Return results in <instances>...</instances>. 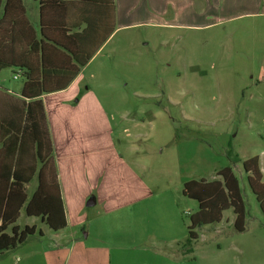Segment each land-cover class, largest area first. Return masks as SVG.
Returning a JSON list of instances; mask_svg holds the SVG:
<instances>
[{
	"label": "rangeland",
	"instance_id": "obj_1",
	"mask_svg": "<svg viewBox=\"0 0 264 264\" xmlns=\"http://www.w3.org/2000/svg\"><path fill=\"white\" fill-rule=\"evenodd\" d=\"M205 7L200 0H142L93 57L77 98L91 91L114 117L126 160L136 165L142 158L147 174L162 172L169 149L179 152L184 172L197 179H216L213 168L230 166L246 206L245 230L234 228L228 209L220 222L195 229L188 258L192 264H264L262 213L241 162L232 164L227 156L231 150L242 161L264 150V82H256L264 20H221L216 0ZM13 76L5 71L4 87L18 92L23 79ZM131 143L139 153L125 150ZM191 203L186 208L196 210V201ZM38 219L21 210L16 223L40 225Z\"/></svg>",
	"mask_w": 264,
	"mask_h": 264
},
{
	"label": "crops",
	"instance_id": "obj_2",
	"mask_svg": "<svg viewBox=\"0 0 264 264\" xmlns=\"http://www.w3.org/2000/svg\"><path fill=\"white\" fill-rule=\"evenodd\" d=\"M6 1L0 0V63L16 61L22 52H28L32 32L28 31L27 20L36 30V39L54 37L61 43V38L74 35L79 41L76 51L95 56L142 0H22L24 17L14 4L7 11ZM200 2L207 7L212 0ZM216 2L223 11L221 20H264V0ZM42 5L47 6L43 21ZM18 38L26 43L24 50L19 48ZM93 57L65 89L40 97L66 225L53 231L33 217L40 225H26H34L37 231L16 249L1 253L0 264H192L188 255L194 250L187 253L183 246L187 239L185 216L196 212L198 204L196 210L186 208L195 200L182 194V186L188 180H213L215 176L197 179L185 173L181 156L174 149L167 151L162 159L165 167L157 175L147 174L142 158L136 165L126 160L116 143L111 121L114 117L102 109L91 91L77 98L84 71ZM6 70L23 79L17 68H1L0 95L19 97L21 88L15 92L4 87ZM257 77L256 82H264V46ZM139 125L135 123L134 127ZM122 131L127 133L126 129ZM125 150L140 151L133 143ZM258 160L263 178L264 150ZM219 169L213 168V172ZM31 183L27 185L29 194L36 186V181ZM89 199L94 200V206L98 204L97 209H86L93 206L87 205Z\"/></svg>",
	"mask_w": 264,
	"mask_h": 264
},
{
	"label": "trees",
	"instance_id": "obj_3",
	"mask_svg": "<svg viewBox=\"0 0 264 264\" xmlns=\"http://www.w3.org/2000/svg\"><path fill=\"white\" fill-rule=\"evenodd\" d=\"M13 4L24 17L22 0H7V11ZM46 9L47 6H41L42 21ZM25 22L32 32L28 52H22L16 61L0 63V69L17 68L24 80L19 97L0 95V254L16 249L37 231L34 225L20 227L16 223L21 210L29 217L39 218L53 231L66 225L52 141L40 97L65 89L94 56L76 51L79 41L74 35L61 38V43L54 37L36 39L35 28L28 20ZM25 44L18 38L20 49L24 50ZM227 156L232 164L241 162L264 220V181L258 156L241 161L231 150ZM216 176L213 180H188L182 186V194L198 204L197 211L188 215L183 245L187 253L198 238L195 229L219 222L225 210L233 211L234 228L239 232L245 230L247 212L238 178L230 166L220 168ZM34 179L36 186L29 194L27 185Z\"/></svg>",
	"mask_w": 264,
	"mask_h": 264
},
{
	"label": "water",
	"instance_id": "obj_4",
	"mask_svg": "<svg viewBox=\"0 0 264 264\" xmlns=\"http://www.w3.org/2000/svg\"><path fill=\"white\" fill-rule=\"evenodd\" d=\"M94 204V200L93 199H89L88 201H87V205H93Z\"/></svg>",
	"mask_w": 264,
	"mask_h": 264
},
{
	"label": "built area",
	"instance_id": "obj_5",
	"mask_svg": "<svg viewBox=\"0 0 264 264\" xmlns=\"http://www.w3.org/2000/svg\"><path fill=\"white\" fill-rule=\"evenodd\" d=\"M18 77V75H14V78L16 79Z\"/></svg>",
	"mask_w": 264,
	"mask_h": 264
}]
</instances>
